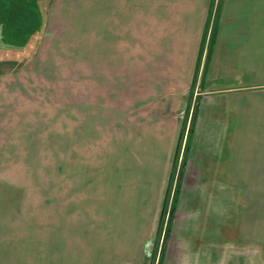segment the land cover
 <instances>
[{
  "label": "rangeland",
  "instance_id": "obj_1",
  "mask_svg": "<svg viewBox=\"0 0 264 264\" xmlns=\"http://www.w3.org/2000/svg\"><path fill=\"white\" fill-rule=\"evenodd\" d=\"M144 1L0 0V264L159 262L205 4Z\"/></svg>",
  "mask_w": 264,
  "mask_h": 264
},
{
  "label": "crops",
  "instance_id": "obj_2",
  "mask_svg": "<svg viewBox=\"0 0 264 264\" xmlns=\"http://www.w3.org/2000/svg\"><path fill=\"white\" fill-rule=\"evenodd\" d=\"M204 4L201 53L198 63L191 62L187 93L183 173L176 177L171 231L159 264H262L263 231L256 224L251 235L247 205L253 192L256 205L264 204V0ZM177 5L182 0H145L143 8L163 26L168 16H182ZM170 24L176 35L175 20ZM175 142L168 141L167 156Z\"/></svg>",
  "mask_w": 264,
  "mask_h": 264
},
{
  "label": "water",
  "instance_id": "obj_3",
  "mask_svg": "<svg viewBox=\"0 0 264 264\" xmlns=\"http://www.w3.org/2000/svg\"><path fill=\"white\" fill-rule=\"evenodd\" d=\"M185 153V152H184ZM184 155V154H183ZM181 172V174L183 173L182 172V169L179 167V171H178V174H177V177H178V180H179V173ZM176 181H177V178H176ZM175 192H176V188H175ZM173 205H174V203H173ZM173 208V207H172ZM173 213H174V211H173V209L171 210V212H170V214H171V216H170V218H169V221H168V225L166 226V230H167V228H168V234H167V237H166V241H167V239H168V237H169V235H170V231H171V224H172V219H173ZM166 230H165V233H166ZM164 233V236H166V234ZM164 238V237H163ZM165 241V242H166ZM165 242H164V240H163V244H162V247H163V250H164V246H165ZM163 250H162V255H163ZM161 255V256H162ZM160 256V257H161ZM160 257H159V259H160ZM158 264H159V262H158Z\"/></svg>",
  "mask_w": 264,
  "mask_h": 264
},
{
  "label": "trees",
  "instance_id": "obj_4",
  "mask_svg": "<svg viewBox=\"0 0 264 264\" xmlns=\"http://www.w3.org/2000/svg\"><path fill=\"white\" fill-rule=\"evenodd\" d=\"M187 148H188V146H187V142H186L185 150H184L185 153H186V151H187ZM185 153H184V155H185ZM184 164H185V161H184V157H183V160H182V166H184ZM180 176H181V172L179 173V179H180ZM178 189H179V188H178V184H177L176 192L178 191ZM172 209H173V208H172ZM170 212H171V211H170ZM170 216H171V214L169 213V215H168V221H169ZM168 221H167V225H168ZM165 234H166V236H164V238H163L164 242L166 241L165 239H166L167 234H168V228H167ZM163 240H162V244H163ZM162 244H161V248H160L159 257L162 255V250H163Z\"/></svg>",
  "mask_w": 264,
  "mask_h": 264
}]
</instances>
